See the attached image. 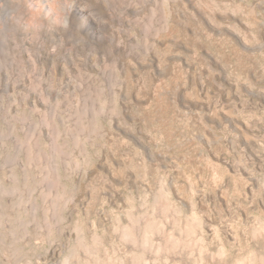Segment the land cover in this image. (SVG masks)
I'll return each mask as SVG.
<instances>
[{
	"label": "rangeland",
	"instance_id": "374dc122",
	"mask_svg": "<svg viewBox=\"0 0 264 264\" xmlns=\"http://www.w3.org/2000/svg\"><path fill=\"white\" fill-rule=\"evenodd\" d=\"M164 11L161 42L130 62L114 111L85 93L0 117V135L19 144L0 149V200L43 204L69 248L96 252L126 249L121 230L139 237L159 208L164 248L207 244L216 259L223 247L233 264L264 248V0H165Z\"/></svg>",
	"mask_w": 264,
	"mask_h": 264
},
{
	"label": "bare ground",
	"instance_id": "6f19581e",
	"mask_svg": "<svg viewBox=\"0 0 264 264\" xmlns=\"http://www.w3.org/2000/svg\"><path fill=\"white\" fill-rule=\"evenodd\" d=\"M33 1L31 4L38 6ZM39 1L54 9L52 18L48 17L47 12L52 14L53 9L50 8L51 13L48 10L36 14L44 6H39L34 13L32 5L31 9L28 8V0V7L26 0H0V117L4 113L10 114L12 108L17 110L21 106L35 114L48 109L53 102L58 106V103H65L73 95L83 97L85 93L90 95L83 99V103L89 102L88 105L93 100L96 102L95 98L99 100L101 93L104 100L101 105L106 103L109 107L123 101L118 91L125 86L124 77L130 62L137 56L149 54L156 47L158 38L162 37L160 34L164 33L162 30L168 18L164 11L165 0H72L78 5L71 0H58V3ZM79 5L86 13L84 18L79 11H73L79 9ZM92 27H95V32ZM173 44L177 45L176 40ZM92 95L95 96L93 99ZM111 106L109 109L112 110ZM6 142L19 145L14 136L0 135V149ZM58 205L65 208L67 201H58ZM18 208H28L30 213H3L4 210L14 211ZM37 209L42 210L40 216L36 213ZM45 212L43 204L39 205L33 200H0V264H83L80 261L82 253L94 264H182L183 259L188 264H228L231 261L222 251L223 247L215 259L207 244L201 242L200 246L192 248L174 249L176 246L173 245L170 249L164 248L160 242L162 217L159 208L155 210L152 225L142 220L144 225L139 237H133V233L124 228L121 230L120 236L130 243L126 249L117 251L112 248L98 252L83 245L76 249L69 248L68 239L60 229L54 232L51 228L50 221L57 225V217L53 215L50 218ZM182 233L189 235L187 229ZM148 243L150 248L146 246ZM100 256L104 261L97 263ZM178 257L182 261H178ZM233 264H264V248L258 252L249 250L246 256H241Z\"/></svg>",
	"mask_w": 264,
	"mask_h": 264
}]
</instances>
